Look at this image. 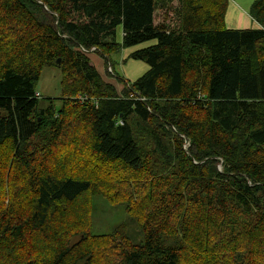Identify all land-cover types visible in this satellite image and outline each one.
I'll return each mask as SVG.
<instances>
[{
    "label": "trees",
    "instance_id": "16d2710c",
    "mask_svg": "<svg viewBox=\"0 0 264 264\" xmlns=\"http://www.w3.org/2000/svg\"><path fill=\"white\" fill-rule=\"evenodd\" d=\"M228 5L0 0V264H264V0L250 10L259 29L226 28ZM132 48L128 58L148 66L135 81L109 60ZM104 60L113 81L99 70ZM46 65L62 68L64 94L94 98L71 108L62 96L59 109L54 99L41 103ZM80 128L91 157L151 191L127 193L131 212L141 208L145 239L120 245L113 259L87 234L74 244L65 234L46 252L39 246L51 222L56 233L69 228L64 217L92 189L91 179L58 177L46 164ZM184 206L190 212L181 216ZM26 242L30 251L19 246Z\"/></svg>",
    "mask_w": 264,
    "mask_h": 264
},
{
    "label": "rangeland",
    "instance_id": "374dc122",
    "mask_svg": "<svg viewBox=\"0 0 264 264\" xmlns=\"http://www.w3.org/2000/svg\"><path fill=\"white\" fill-rule=\"evenodd\" d=\"M122 35L123 33L121 29H118L117 39L118 36ZM148 45L149 44L143 45L142 47H146ZM135 50H137V48L124 49L120 53L112 54L109 58L111 64L115 68L116 74L129 81L137 80L148 70V66L144 62L128 58L130 53ZM91 57L102 58L99 53L96 56ZM102 63L103 66L99 67V70L101 71L104 80L113 81L110 80L113 76H110L107 72L109 65L105 60ZM77 79L78 77L76 76L74 81ZM62 88V68L55 65L44 66L36 85L37 95L40 97L39 99L44 105L47 104L49 99H54L57 104V108L59 109L61 106L60 99L62 96L64 98L63 100L68 103L67 107L71 108V101L84 104L87 103L82 102V98L85 95L87 96L85 100L88 98L92 100L94 98L88 92L82 95L70 92L64 94ZM38 119L39 122L43 123V125L50 123V119H48L47 116H40ZM83 131L84 130L81 128L77 129L75 134L69 140L57 147L55 154L51 159H49V161H46V164H50L52 166L53 172L58 177L79 175L91 179L93 183L92 189L90 192L84 194L73 206V211L69 212L66 218L64 217V221L69 228L64 232L60 231L56 233L60 226L55 227V222L57 220L51 222L49 225L50 233H48L47 241H40L39 246L42 251L46 252L47 250L49 251L52 246L58 245L62 240V236L65 234H71V242L73 244L78 240L83 239L87 234V242L92 239L93 243H90L91 245L96 248L100 247V250L104 251L107 258L113 259L115 255H120V245L125 244L130 240L134 244L141 245L145 239L142 226L144 217L141 213V208L137 204L134 208V212H131L133 205L132 203H127V193L132 192L134 195L140 193V197L144 198V196L151 191L148 186L143 183L136 182L133 184L132 182L134 180L131 179L132 177L129 172L123 171L117 166L115 168L106 167L102 162L91 157L82 144V140L85 138ZM85 135L86 138H89L87 131H85ZM41 137L43 141H46L50 137L49 127L42 132ZM165 137L168 141L170 140V147L172 148L175 156L177 142L171 135H166ZM83 142L85 143L86 139H84ZM188 146V144L185 145V147ZM184 150L186 149L184 148ZM218 160L219 157L216 155L207 156V161L212 165L216 164ZM219 168H222L221 164L219 165ZM109 173H111V176H108ZM143 181L151 182L150 179ZM122 187L124 189L123 192L121 191ZM107 189H115V195L108 192ZM161 189H164V187ZM146 190L148 191L146 192ZM161 193L159 195H161ZM108 194H112L114 198H110ZM170 203L167 205L165 210L169 207ZM31 204L30 200L27 203V206H31ZM165 206L166 203H163L162 206L158 207V212L162 211ZM28 208L29 207H26L23 210H27ZM189 212L190 211L187 206L181 207L180 209L181 216H185ZM161 218L162 216L159 219ZM105 237L111 239L107 240ZM101 238H103V240ZM166 240L167 237H163L164 243ZM80 242L83 244V247H85L84 244L86 242L84 243L82 240ZM167 243V245H170L168 241ZM21 244L22 243H20L19 246H21L23 251H30V245L27 242L24 245ZM19 246H16V249L20 253ZM103 262L104 261L98 257V259H95L93 264H105Z\"/></svg>",
    "mask_w": 264,
    "mask_h": 264
},
{
    "label": "crops",
    "instance_id": "0c3cea01",
    "mask_svg": "<svg viewBox=\"0 0 264 264\" xmlns=\"http://www.w3.org/2000/svg\"><path fill=\"white\" fill-rule=\"evenodd\" d=\"M254 2L255 0H229L225 17L226 28L229 30L259 29L260 25L250 15L251 6ZM122 36H119V38ZM95 64L100 65L101 62L97 61Z\"/></svg>",
    "mask_w": 264,
    "mask_h": 264
},
{
    "label": "water",
    "instance_id": "95a60500",
    "mask_svg": "<svg viewBox=\"0 0 264 264\" xmlns=\"http://www.w3.org/2000/svg\"><path fill=\"white\" fill-rule=\"evenodd\" d=\"M57 63L60 64V60H58Z\"/></svg>",
    "mask_w": 264,
    "mask_h": 264
}]
</instances>
